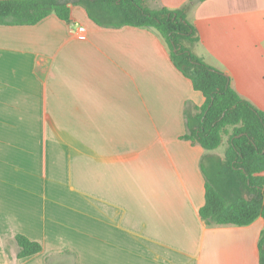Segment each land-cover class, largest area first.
Here are the masks:
<instances>
[{"label":"crops","instance_id":"crops-1","mask_svg":"<svg viewBox=\"0 0 264 264\" xmlns=\"http://www.w3.org/2000/svg\"><path fill=\"white\" fill-rule=\"evenodd\" d=\"M147 4L187 9L189 48L264 111V0ZM204 102L151 30L80 6L70 22L0 25V264H260L263 218L200 217L229 147L183 139ZM17 235L43 251L19 259Z\"/></svg>","mask_w":264,"mask_h":264},{"label":"trees","instance_id":"trees-1","mask_svg":"<svg viewBox=\"0 0 264 264\" xmlns=\"http://www.w3.org/2000/svg\"><path fill=\"white\" fill-rule=\"evenodd\" d=\"M149 1L0 0V25L34 26L51 15L70 22L73 8L80 6L101 27L159 29L171 46L174 66L205 98L203 106L196 107L195 119L188 120L189 133L183 139L214 151L222 145L228 129L233 130L219 169L214 175L206 172V201L199 211L200 217L209 226L252 225L259 218L264 219V111L244 100L232 88L226 74L208 65L189 48L188 44L198 38L195 26L187 19V9H151ZM219 180L225 183L228 192L222 190ZM16 241L19 259L43 251L40 243L24 235H17ZM260 264H264V229Z\"/></svg>","mask_w":264,"mask_h":264},{"label":"rangeland","instance_id":"rangeland-1","mask_svg":"<svg viewBox=\"0 0 264 264\" xmlns=\"http://www.w3.org/2000/svg\"><path fill=\"white\" fill-rule=\"evenodd\" d=\"M68 1H75V0H68ZM232 129V128H231ZM230 132H232V130L230 131ZM229 138H230V133H229V135H227V137L226 138H224V140H223V144L221 145V147L219 148V152H223L224 153V151H225V149L228 147V141H229ZM216 159V158H215ZM216 160H218V159H216ZM221 185V188H222V190L224 191V192H228L227 190H226V188H227V186L225 185V183L223 184L222 183V180H219V186Z\"/></svg>","mask_w":264,"mask_h":264},{"label":"water","instance_id":"water-1","mask_svg":"<svg viewBox=\"0 0 264 264\" xmlns=\"http://www.w3.org/2000/svg\"><path fill=\"white\" fill-rule=\"evenodd\" d=\"M150 30L162 40V42L164 43L167 50L169 52H171V46L168 43V41L166 40L165 36L162 34V32L159 29H157L156 27H151Z\"/></svg>","mask_w":264,"mask_h":264},{"label":"built area","instance_id":"built-area-1","mask_svg":"<svg viewBox=\"0 0 264 264\" xmlns=\"http://www.w3.org/2000/svg\"><path fill=\"white\" fill-rule=\"evenodd\" d=\"M85 32H86L85 27H83V26H78V27H77V31L75 32V34H76L75 36L78 37V38H82L83 35L85 34Z\"/></svg>","mask_w":264,"mask_h":264}]
</instances>
